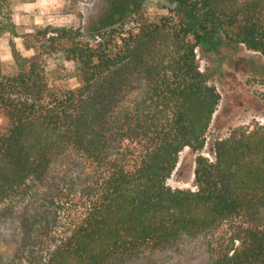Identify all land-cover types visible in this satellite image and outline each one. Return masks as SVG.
<instances>
[{"label":"trees","instance_id":"16d2710c","mask_svg":"<svg viewBox=\"0 0 264 264\" xmlns=\"http://www.w3.org/2000/svg\"><path fill=\"white\" fill-rule=\"evenodd\" d=\"M145 0H108L112 27ZM175 20L100 31L85 42L78 28L47 25L19 33L10 0H0V35L9 34L17 71L0 60V204L42 177L58 146L73 147L107 175L97 198L71 232L36 264H106L119 255L158 248L181 234L198 235L264 203V123L232 127L201 154L221 93L200 69L195 50H217L214 33L264 56V0H167ZM167 19V20H166ZM22 38L25 56L15 38ZM76 64L75 89H51L44 58ZM120 140L146 141L134 168L111 153ZM195 154V189L168 179L180 153ZM237 243V244H236ZM214 264H264V229L238 231Z\"/></svg>","mask_w":264,"mask_h":264},{"label":"rangeland","instance_id":"374dc122","mask_svg":"<svg viewBox=\"0 0 264 264\" xmlns=\"http://www.w3.org/2000/svg\"><path fill=\"white\" fill-rule=\"evenodd\" d=\"M108 0H10L12 18L19 33L40 27L78 28L85 42L95 43L98 31L107 38L137 29L143 21L175 20L173 5L167 0H145L139 13H132L112 27L106 21ZM132 1V0H130ZM166 19V20H167ZM162 23H164L162 21ZM9 34L0 35V60L4 73L15 74L17 67L9 46ZM217 50H195L200 69L221 93L202 153L212 151L217 138L232 127L264 123V56L242 44H229L214 33ZM25 56L22 38H15ZM76 64L60 56L44 58V73L51 89L64 92L78 87ZM7 120L0 112V132ZM111 153L128 168L137 166L148 149L146 141L120 140ZM195 154L189 148L180 153L177 169L168 184L195 189ZM106 168L94 163L73 147L58 146L45 174L30 177L19 194L0 204V264H36L41 257L68 235L97 198ZM247 227L264 229V203L229 216L210 231L181 234L158 248H146L117 256L106 264H214L232 245L234 235ZM237 244V243H236Z\"/></svg>","mask_w":264,"mask_h":264},{"label":"built area","instance_id":"2783aa9c","mask_svg":"<svg viewBox=\"0 0 264 264\" xmlns=\"http://www.w3.org/2000/svg\"><path fill=\"white\" fill-rule=\"evenodd\" d=\"M204 156H206L207 158H209L210 161H214L215 160V153L213 151H209L207 153H202Z\"/></svg>","mask_w":264,"mask_h":264}]
</instances>
